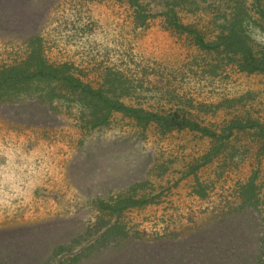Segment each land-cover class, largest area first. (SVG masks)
Returning a JSON list of instances; mask_svg holds the SVG:
<instances>
[{
  "label": "rangeland",
  "instance_id": "rangeland-1",
  "mask_svg": "<svg viewBox=\"0 0 264 264\" xmlns=\"http://www.w3.org/2000/svg\"><path fill=\"white\" fill-rule=\"evenodd\" d=\"M169 9L188 31L173 27ZM229 23L264 57V0H0V69L66 67L128 107L178 112L198 127L168 131L112 113L91 128V110L56 77L0 91L3 264H78L79 254V264H200L228 253L229 222L243 250L255 248L264 73L238 72L237 57L202 50L189 33L217 42ZM250 178L259 202L241 210ZM104 232L111 240L98 242ZM201 232L214 245L198 257L190 242Z\"/></svg>",
  "mask_w": 264,
  "mask_h": 264
},
{
  "label": "trees",
  "instance_id": "trees-1",
  "mask_svg": "<svg viewBox=\"0 0 264 264\" xmlns=\"http://www.w3.org/2000/svg\"><path fill=\"white\" fill-rule=\"evenodd\" d=\"M132 1V0H131ZM167 17L168 19H172L174 21L173 27L176 29H182L183 31L187 28H181L184 27L182 24L177 23L176 13L173 11V9L168 10ZM237 24L235 23H229L228 28H222V36L220 37L217 42L216 40L208 41L204 38L202 34H200L198 31L192 30L189 31L190 34H193L195 37V43H197L198 47L202 50L207 51H213L216 50L218 47H221L223 49H226L231 53L232 56L237 57L239 60L236 63V68L238 69V72L246 73V74H253V73H264V57H257L255 54L253 48L248 43V39L246 36H244L243 33H241L238 29ZM219 41L221 43H219ZM32 60L36 61V58L34 56L31 58ZM33 64H21V65H15L11 68H2L0 69V91H3L4 89H16L17 86L22 85L24 83H27V78H34L38 75L41 76H47L48 78L56 77L58 78L59 83L64 84V86H69V92L75 97L79 95V102L83 103L88 107L89 110H91L92 117L91 120L88 122V125L91 128L101 127L105 125L112 113H121L126 117L133 118L138 122L142 123H152L157 122L161 124L163 127H165L168 131L171 130H182L184 128L189 129H198V127L194 124H191V120L189 118H186V116L180 115L178 112H170L167 113V115H158L153 114L151 112H148L141 108H131L126 106L123 102H121L119 99L111 98L110 96L106 95L101 91L100 89H92V87L85 85L80 79L71 76L69 71H67L69 68H62L59 72L57 71L58 68L52 67L47 68L45 63L39 62L36 64L35 70L36 72H30L29 67H32ZM67 69V70H66ZM54 72V76H52V72ZM62 75V76H61ZM67 90V89H66ZM64 98L65 96H61ZM60 98V96H59ZM234 130H240V128L245 129L246 127L242 126L241 124L234 125ZM206 133H209V131L204 130ZM241 131V130H240ZM208 136H214L215 134L210 132ZM257 178H250L249 181H247L246 185L242 189V192L239 195L240 200V208L241 210H247L252 207H254V203L259 202L260 194L257 191ZM231 214L235 213L234 209L231 210ZM232 221V220H231ZM228 229V233H225L226 236H220V240H224L226 238L227 243L225 244V248L227 249L228 253L221 254V253H215L213 258L209 257L208 262L202 261L200 264H213L215 263L216 258H218V262L215 264H219V261H221L220 258H225L227 262H230V264H264V235L259 238L256 242L255 248L253 246H250L248 250H243V234L242 232L239 235L231 236L230 232L232 230H238L240 231V227L236 226V223L229 222L228 225L225 226V230ZM224 230V231H225ZM216 231V230H215ZM109 235V234H108ZM107 235L106 232H104V235H101L98 238V242H101L102 240L106 238V240H111V238ZM198 241L192 240L190 242V245H192L191 249H193L196 253V255L199 257V250L205 249L204 246L206 245H214L211 244L209 241L210 235L206 236L204 232H201L200 235L195 236ZM115 241V240H114ZM117 241V240H116ZM217 240H214L213 242H216ZM113 242V241H112ZM219 245L217 244V249ZM242 250L241 253H239V250ZM220 251L221 249L219 247ZM82 256V254L76 255V258L73 257V261H77L78 264L81 263L83 260L78 261L79 257ZM5 260L4 256L0 254V264H3V261ZM96 261H90V259H87L86 264H94ZM9 264V263H8ZM42 264V263H39ZM228 264V263H226Z\"/></svg>",
  "mask_w": 264,
  "mask_h": 264
}]
</instances>
